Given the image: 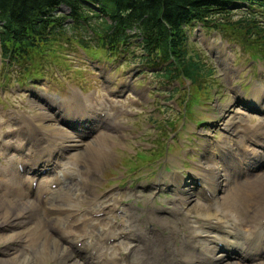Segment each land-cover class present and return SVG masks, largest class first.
I'll return each mask as SVG.
<instances>
[{"label": "rangeland", "instance_id": "rangeland-1", "mask_svg": "<svg viewBox=\"0 0 264 264\" xmlns=\"http://www.w3.org/2000/svg\"><path fill=\"white\" fill-rule=\"evenodd\" d=\"M234 9L240 14L244 7ZM56 11L68 13L69 8L65 4H60ZM259 19L261 25L264 26V15L263 18L259 16ZM78 29L80 28L67 30L70 36L59 40L65 45L62 50L64 56H58L51 64L47 63L49 59L43 58V67H37L39 73L33 75L32 78L25 77L22 63H11L10 59L6 61L0 50V170L3 166L8 165L9 160L16 157L18 150L15 145L17 146L19 143L26 146L28 140L36 142L37 139L43 137L40 145L37 146L38 149H48L46 140L53 144L54 149H59L62 146L64 139L59 135L47 132L43 126H40V123L46 125L56 123L57 127L80 133L86 142H93L94 148L85 154H80L77 150L72 151L73 156L70 162L73 160L74 164L68 163L66 166L78 167L79 171L76 181L63 182L62 189L58 190V194H62L61 202H64L65 205L75 200L77 205L72 209L75 210L83 206L94 205L97 198L104 203L105 200L106 203L111 201L117 207L121 202L132 198L131 206L128 204H125L128 206H122L127 209L126 212L122 207L119 208L120 210H116V207L111 211L112 216H104L106 219L103 220V224L107 229L122 228L128 221L135 218L133 214H129L128 208H131L140 213V220H138L140 229L145 231L153 223V221L150 223L147 218L150 209L155 207L158 208V212H162L161 209L166 211L168 207H171L174 210L176 206L172 204V201L175 194L180 192L184 186L180 182L175 185L171 183L173 188L169 189L170 183H166L165 173H172L177 168L179 177L184 179V175L188 174L192 168L198 169L185 179V182L193 184V174L205 177L203 167L207 163L213 164V159L225 161L230 159L231 164L233 161L238 164L242 163L243 159L239 155L236 154V158L232 156L233 153L235 155V152L231 150L235 151V149L229 150L223 147L228 143L226 130L222 126L223 120L234 118L233 127L237 134L231 137H234L235 141L238 140L234 147L240 145L241 148L243 146V152L253 155L254 159H251L253 164H262L263 167L255 168L254 171L264 168V154L262 157H257L253 154L252 147L244 146L255 145L246 137V131L249 130L253 133L254 127L264 128V59L253 60L250 58L254 52L247 46H243L240 40L245 39L244 41L248 42L245 29L236 27L235 30L230 31L229 29L222 32L221 28L217 29L213 24L207 27L199 22L195 28L189 30L190 52L204 58V62L211 69V73L201 78L199 87L179 75H171L175 78L165 80L160 74L165 64L145 61L140 47L134 42L127 44L115 53L107 51L95 38H92L91 46H83L76 39L71 40L73 35L77 34L78 37L82 35V31ZM225 32H229L233 37L232 40L235 38L241 45L225 38L223 36ZM87 33L91 34L92 32L88 30ZM229 33H226L225 36L230 37ZM257 38L259 39L256 43L261 45V49L264 51V45L261 44L262 37L257 35ZM258 55H264V52ZM94 63L97 64V67L93 65ZM29 64L31 65V62ZM46 64L48 67H44ZM232 67L230 75L229 70ZM173 74H177V72L173 71ZM253 83L254 85H252ZM176 87L178 89L174 90ZM255 87L256 89H254ZM173 91L175 92L173 93ZM114 94L120 98H111ZM257 94L261 96L258 97ZM93 97L98 98L97 101H104L109 105L106 110L111 115L105 118L103 114H100L101 105L97 104V115L102 118V121L84 106V102L97 103L92 100ZM117 102H123L121 107L117 105ZM250 104L253 108L247 110L246 106ZM118 112L116 118L108 120L109 126H107L106 120L111 116H116ZM70 113L73 115L71 121L74 127L61 119ZM48 115L56 116V118H46ZM91 115L92 117H90ZM79 119L80 121H78ZM83 123L92 126H81ZM18 129L21 131L30 130V132H19L14 135L13 131ZM100 131L107 135L101 137ZM92 132H94V137L89 138ZM263 133L264 129L261 130L260 137ZM13 141H18V143L16 142L10 148H5L4 143ZM20 151L27 152L28 149L21 148ZM257 152L264 153V151ZM43 153L40 152L41 157L45 155V152ZM66 161H68L67 156L59 162V171L64 168L62 163L65 164ZM14 165L16 166V163ZM60 176L61 174H58L56 178L61 180ZM2 178L5 176L0 174V179ZM164 182L166 183L165 191H172L173 196L165 198L163 190L159 191L157 186L154 188L156 183ZM71 183H79V185L72 190L69 196L67 195L68 197L64 196L66 189L73 185ZM117 183L124 185L121 187ZM261 185L259 183V186ZM2 186L3 183L0 181V187ZM145 186L149 187L145 188ZM138 187V192L133 194L129 192ZM113 189L119 191H112ZM75 190L84 196L82 201L76 200L78 198L75 197ZM199 190L202 192L201 189ZM155 192L158 194L153 197ZM105 193L109 194L104 195ZM218 193L221 195L220 192ZM142 194H147L148 197L146 198ZM245 194L249 195L250 192ZM111 195L117 196L116 201L111 198ZM243 196L245 195L243 194ZM201 199L203 201L194 197L190 205L196 201L203 205L220 203L219 198L213 203H207V198ZM151 201L156 205H153ZM135 202L141 203V207L135 205ZM170 202L171 205H169ZM261 203H263L262 208L254 219L259 226L261 225L260 219L264 215V201ZM160 204L168 206H157ZM117 211L121 212L117 213ZM117 214L124 216L128 221L114 219ZM154 214L163 218L168 217L165 213L157 214L154 211ZM192 214L194 215L195 211ZM186 215L187 213L182 214L179 220L184 222ZM61 227H63L62 224ZM94 230L92 228L89 234L92 233L96 238L99 232L93 233ZM2 231L9 232L11 230L5 224L3 228H0V232ZM65 233L63 231L62 236H67L69 232ZM108 235L110 234L106 236ZM113 238H117L115 244L119 242L118 245L128 239L123 235ZM129 239L134 240L133 238ZM96 240L101 243V236ZM12 243L18 244L15 240ZM127 243L132 242L127 241ZM6 247L5 244H0L2 256L5 255L2 251ZM39 247L41 250L35 247L32 251L30 248L29 261L33 264H46L48 263L47 255L44 262H41V258H39L44 247ZM125 250L116 246L110 252L120 254L122 258L127 257ZM51 252L53 253V251ZM218 252H223V250ZM37 259L40 260L37 261ZM69 259L71 263L77 258L74 256ZM29 261L26 264H30Z\"/></svg>", "mask_w": 264, "mask_h": 264}, {"label": "bare ground", "instance_id": "bare-ground-1", "mask_svg": "<svg viewBox=\"0 0 264 264\" xmlns=\"http://www.w3.org/2000/svg\"><path fill=\"white\" fill-rule=\"evenodd\" d=\"M84 103L85 108L101 121L102 118L97 115V104L101 105L100 114L105 118L111 115L107 111L109 105L104 101ZM72 117L70 113L61 119L74 127ZM46 118L55 119L56 116L48 115ZM233 120L234 118L222 121L228 139L227 145L223 147L229 150L235 149V151L231 150L235 152L232 156L236 158V154L239 155L243 159L242 163L233 161L231 164L230 159L226 161L213 159V164L207 163L203 167L205 177L193 174V184L185 182L180 192L175 194L172 201L176 206L174 210L171 207L166 211L161 209L162 212H158V208L155 207L150 209L147 218L153 223L145 231L140 229L138 221L140 213L131 208H128L129 214L135 216L132 221L117 214L114 219H123L128 223L122 228L114 227L113 230L105 228L103 220L107 216H112L111 211L117 207L111 201L106 203L105 200L104 203L97 198L94 205L75 210H72L77 205L75 200L72 203L67 201L70 204L65 205L61 202L62 194H58V190L62 189L63 182L75 180L79 171L78 167L66 166L68 163L74 164L73 160L70 162L72 151L77 150L80 154H85L94 148V144L92 141L86 142L82 139L80 133L57 127L56 123L51 125L40 123L47 132L61 136L64 141L59 149H54L53 144L46 140L48 149L42 150L37 146L40 145L43 137L36 142L28 140L26 146L19 143L15 145L18 150L16 157L9 160L7 166L1 168L0 174L5 178L0 179L3 183L0 187V228L7 224L11 231L0 232V244L7 246L2 251L5 255L0 254V264H26L30 259L29 251L31 249L34 251L35 247L41 250L39 246L44 247V251H41L39 257L41 260L37 259V261L44 262L47 255L46 264H264V218L260 226L254 221L262 208L261 202L264 201V168L254 171L256 166L263 167L262 164H253L251 162V159H254L253 155L243 152L240 145L234 147L238 140L235 141L234 137H231L237 134ZM85 125L90 124L83 123L81 126ZM19 132L29 133L30 130L18 129L14 130L13 134ZM100 132L101 137L107 135L105 132ZM249 138L262 143L264 133L262 137L259 135ZM16 142L18 143V141L7 142L4 146L10 148ZM21 148H26L28 151L22 152ZM256 151L261 150L256 149ZM40 152H45V155L41 157ZM66 156L68 161L62 163L64 168L59 171L58 164ZM48 171L53 174L58 172L57 174L63 177L61 180L58 178L48 180V175L45 174ZM35 180H37L36 184ZM51 182H56L58 186L53 187ZM259 183L262 185L259 186ZM71 185L66 189L64 196H69L79 183H71ZM168 188L172 189L173 185L170 183ZM246 192L250 194L247 195ZM142 196L148 197L147 194ZM82 197L84 196L80 193L78 199H75L80 202ZM194 197H206L211 201L219 198L220 203L217 201L219 203L217 205H203L196 201L190 205ZM111 198L116 201L117 196L111 195ZM120 207L122 206L117 207L116 210ZM122 208L126 212L127 209ZM153 209L155 213H165L168 217L155 215ZM185 213H187L185 221L181 222L179 217ZM80 221L89 226L79 228L82 224ZM56 224L59 226L62 224L63 230L69 232L68 235L62 236L61 232L56 234L54 226ZM91 227L95 229L93 233L99 232L96 238L101 236V243L92 233L89 234L88 228ZM102 231L110 235L103 238ZM113 232L116 234L113 235ZM121 235L134 240L132 243L124 240L121 245H118L119 242L115 244L117 238L113 237ZM80 239L83 240L78 243ZM111 239L113 241L108 242ZM14 240L18 244L14 245L12 243ZM116 246L126 249L127 257L121 258L120 254L111 253L110 250ZM219 249L224 251L217 253ZM76 252L80 254L82 261L74 259L70 263L69 258L74 257Z\"/></svg>", "mask_w": 264, "mask_h": 264}, {"label": "trees", "instance_id": "trees-1", "mask_svg": "<svg viewBox=\"0 0 264 264\" xmlns=\"http://www.w3.org/2000/svg\"><path fill=\"white\" fill-rule=\"evenodd\" d=\"M60 4L69 12H57ZM238 7H244L240 14ZM261 13L264 0H0V50L6 61L22 63L24 75L31 77L43 67V58L51 64L63 57L65 45L59 40L70 36L67 30L80 28L82 35L71 40L89 47L95 38L110 53L134 42L145 61L165 64L160 73L165 80L179 75L199 87L211 69L190 52L189 30L199 22L222 32L245 29L248 42L240 40L256 56L264 52L256 43L260 35L264 45Z\"/></svg>", "mask_w": 264, "mask_h": 264}]
</instances>
